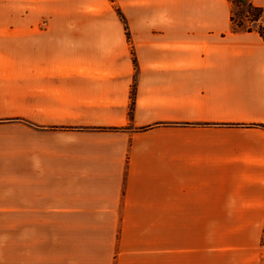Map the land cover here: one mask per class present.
<instances>
[{
	"label": "crops",
	"instance_id": "crops-1",
	"mask_svg": "<svg viewBox=\"0 0 264 264\" xmlns=\"http://www.w3.org/2000/svg\"><path fill=\"white\" fill-rule=\"evenodd\" d=\"M230 9L0 0L11 264H264V41Z\"/></svg>",
	"mask_w": 264,
	"mask_h": 264
},
{
	"label": "trees",
	"instance_id": "trees-1",
	"mask_svg": "<svg viewBox=\"0 0 264 264\" xmlns=\"http://www.w3.org/2000/svg\"><path fill=\"white\" fill-rule=\"evenodd\" d=\"M231 5L242 6L245 11L239 13L237 16L230 11V22L233 31L251 32L255 31L264 41V7L255 5L252 0H228ZM119 17L124 20L122 13L117 9ZM256 125V124H251ZM262 125V124H260ZM264 126V125H262Z\"/></svg>",
	"mask_w": 264,
	"mask_h": 264
},
{
	"label": "rangeland",
	"instance_id": "rangeland-1",
	"mask_svg": "<svg viewBox=\"0 0 264 264\" xmlns=\"http://www.w3.org/2000/svg\"><path fill=\"white\" fill-rule=\"evenodd\" d=\"M113 2V0H111ZM230 11H232L235 16H237L239 13L245 11V8L242 6H237V5H231ZM113 8L115 12L117 13V9L120 11L118 6L113 3ZM27 12V7L22 6L21 7V12ZM121 12V11H120ZM122 13V12H121ZM118 14V13H117ZM123 15V14H122ZM262 23H264V18H262ZM11 216L10 215H0V264H11V250L9 247L5 246V243L9 240H11L12 236V230H11ZM27 231L25 230H17V239H20L22 241L24 237H26ZM13 237V236H12ZM22 250V243L20 244L19 248ZM10 259L9 261H7ZM25 263V262H24ZM22 262H17V264H24ZM27 264V263H25Z\"/></svg>",
	"mask_w": 264,
	"mask_h": 264
}]
</instances>
